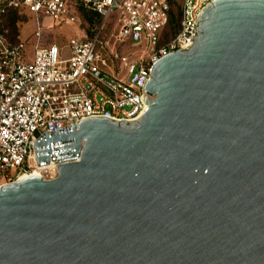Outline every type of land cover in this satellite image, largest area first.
Listing matches in <instances>:
<instances>
[{"label": "water", "instance_id": "obj_1", "mask_svg": "<svg viewBox=\"0 0 264 264\" xmlns=\"http://www.w3.org/2000/svg\"><path fill=\"white\" fill-rule=\"evenodd\" d=\"M197 20L139 119L44 134L57 177L0 187V264H264V0Z\"/></svg>", "mask_w": 264, "mask_h": 264}, {"label": "built area", "instance_id": "obj_2", "mask_svg": "<svg viewBox=\"0 0 264 264\" xmlns=\"http://www.w3.org/2000/svg\"><path fill=\"white\" fill-rule=\"evenodd\" d=\"M212 1L182 0L178 30L166 39L169 0H0V187L29 176L57 177L63 162L55 154L39 165L36 144L44 134L95 117L139 119L149 106L142 98L152 65L192 42L197 17ZM78 4L101 16L93 36L80 28ZM10 10L37 22L49 18L57 27L78 24L80 34L63 50L45 41L47 26L38 22L32 37L13 44L4 25ZM125 44L134 50L120 53Z\"/></svg>", "mask_w": 264, "mask_h": 264}, {"label": "trees", "instance_id": "obj_3", "mask_svg": "<svg viewBox=\"0 0 264 264\" xmlns=\"http://www.w3.org/2000/svg\"><path fill=\"white\" fill-rule=\"evenodd\" d=\"M170 3V20L165 30V38L168 39L172 36L173 32H176L180 22L179 4L176 0H169ZM77 14L80 22V27L90 36L96 31V28L100 26L101 16L96 12L86 9L82 4L77 5ZM32 19V15L24 11L10 10L4 16V25L9 29V39L11 43L17 44L21 38V30ZM164 38V39H165ZM47 44V42H45Z\"/></svg>", "mask_w": 264, "mask_h": 264}, {"label": "rangeland", "instance_id": "obj_4", "mask_svg": "<svg viewBox=\"0 0 264 264\" xmlns=\"http://www.w3.org/2000/svg\"><path fill=\"white\" fill-rule=\"evenodd\" d=\"M179 4V11L181 10V5H182V0H176ZM38 22L39 25L44 27L47 26L45 29V41H56L57 43H59L60 47L63 50L67 49V44H68V40L69 38L75 36L76 34H80V28L78 26V24L68 27V26H59L57 27L53 21H51L49 18H45V17H38ZM37 18L36 17H32V19L28 20V22L26 24H24L22 30H21V38L25 39L28 37H32L35 29L37 28ZM112 33L113 30L109 27L107 29V33L105 35L106 39H109L112 37ZM34 47L32 44H30L27 47V53L29 55V57L32 56ZM118 50L120 53L122 54H128V52L130 50H134V48L131 47V49L127 50V45H122V46H118ZM0 181H2V179H0Z\"/></svg>", "mask_w": 264, "mask_h": 264}]
</instances>
